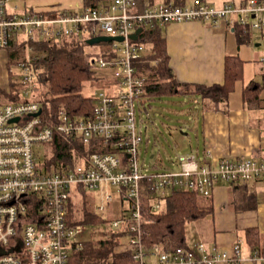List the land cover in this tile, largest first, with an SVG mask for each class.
Segmentation results:
<instances>
[{"label": "built area", "instance_id": "built-area-1", "mask_svg": "<svg viewBox=\"0 0 264 264\" xmlns=\"http://www.w3.org/2000/svg\"><path fill=\"white\" fill-rule=\"evenodd\" d=\"M7 1L0 0V50L6 51L11 42L25 43L26 54L15 64L12 76L16 80L7 69L5 85H0L9 92L11 82L16 81L19 92L17 98H0V264H67L71 252L89 239L84 235L96 232L92 223L69 220V202L74 193L81 195V190L106 186L115 187L120 202L128 203L118 218L107 223L111 231L126 232L115 250L132 251L136 264H241L244 239L240 237L229 249H208L202 242L174 250L162 243L149 248L144 245L143 189L148 191L147 211L154 213L162 209L163 197L173 189L195 190L206 196L220 183L264 180V160L224 156L210 164L194 153L179 154L175 160L169 159L167 169L149 171L138 160L142 137L135 112L139 105L144 107L143 94L150 82L137 75L135 63L148 52L147 44L140 40L145 25L187 21L212 27L237 24L243 33L259 32L264 44V0L220 5L205 0H192L187 5L109 0L106 5L50 10H18L9 8ZM47 11L56 14L48 15ZM138 27L141 31L134 40L130 34ZM100 35L122 37L105 41L110 44L108 50L92 53L93 70L97 76L113 80L112 86L94 93L89 114L73 116L64 108L55 115L46 113L33 94L37 83L30 42L87 40ZM258 61L264 72V55ZM56 133L84 145L97 139L113 151H92L72 166L44 170L36 148L47 145ZM113 193H103V201L110 202ZM103 209L104 205H99L98 210ZM249 260L264 264V247L257 244Z\"/></svg>", "mask_w": 264, "mask_h": 264}, {"label": "trees", "instance_id": "trees-1", "mask_svg": "<svg viewBox=\"0 0 264 264\" xmlns=\"http://www.w3.org/2000/svg\"><path fill=\"white\" fill-rule=\"evenodd\" d=\"M109 0H83L84 6L106 5ZM144 1V0H139ZM172 1L175 4H183L184 0H162ZM46 14L54 15L56 11H47ZM238 43H244L246 36L237 24L233 27ZM140 40L149 45L150 52L136 65L138 76L146 77L149 84L144 90V100L157 99L179 95L184 97L198 96L203 100V107L213 108L227 101L229 94L234 90L239 81L244 79V59L238 55H227L224 59V78L221 83L210 85L202 83L179 82L175 79L169 65V56L166 51L165 39L159 25L144 26ZM87 40L78 38L57 41H34L30 42L32 47V67L36 73V87L34 98L40 102L46 113L56 114L59 109H66L71 115H86L92 111V98L83 94L82 90L86 83L102 79L93 70L91 52H86L84 47ZM25 43L11 42L7 46V64H17L25 59L23 53ZM258 61V60H257ZM13 74L11 73L10 77ZM15 80L16 78L12 76ZM9 92L0 88V98H17L19 96L16 81L11 82ZM20 86V85H19ZM259 83L251 79L244 87L246 103L259 105L260 90ZM49 155H44L40 164L44 170H57L72 166L92 151H113L109 144L100 140L91 139L84 145L79 140L63 137L56 133L54 139L46 145ZM143 184L145 181L142 182ZM238 192L235 209H251L254 207V196L244 183L230 184ZM81 195L86 192L81 190ZM148 191L143 189L141 224L142 241L146 247L155 243H162L168 250L177 247H189L186 245V224L208 215L213 214V204L210 195H200L190 190H171L163 197L162 209L158 212L148 213L149 203ZM75 196V193L73 194ZM75 200L69 202L68 216L72 223H92L99 226L107 220L96 214L92 208L86 205L80 206L81 213L75 209ZM96 233V232H94ZM126 237L125 230H109L105 228L97 234H93L82 243L79 249H74L67 264H136L133 253L130 250L117 251L115 248L123 242ZM244 240L246 246L252 251L256 246V231L254 228L244 229Z\"/></svg>", "mask_w": 264, "mask_h": 264}, {"label": "crops", "instance_id": "crops-1", "mask_svg": "<svg viewBox=\"0 0 264 264\" xmlns=\"http://www.w3.org/2000/svg\"><path fill=\"white\" fill-rule=\"evenodd\" d=\"M162 1V0H151ZM190 1V2H188ZM192 0H184L185 5ZM220 5L225 1L240 3L242 0H205ZM8 7L24 10H50L56 8L74 9L83 5V0H9ZM165 39L169 65L179 82L210 85L221 83L224 78V59L227 55H238L244 59V79L239 81L224 103L216 110L205 109L203 100L194 99V136L201 140L200 161L214 164L224 156L240 158L253 156L264 160V72L259 57L264 55V44L260 33L253 31L246 36L244 43H238L232 27L221 24L212 27L198 21L171 22L158 24ZM147 54L150 52L147 45ZM251 79L260 87L259 105L246 103L244 87ZM189 97V98H190ZM186 98V97H184ZM188 98V97H187ZM195 121V122H194ZM188 154V153H186ZM248 190L254 196V207L235 209L238 192L230 184L215 185L211 199L213 214L186 224V245L194 247L198 242L205 246L231 248L238 238L244 239V229L254 228L256 245L264 247V180L248 183ZM241 264H255L249 260L251 251L245 240L242 247ZM219 264H227L220 262Z\"/></svg>", "mask_w": 264, "mask_h": 264}, {"label": "rangeland", "instance_id": "rangeland-1", "mask_svg": "<svg viewBox=\"0 0 264 264\" xmlns=\"http://www.w3.org/2000/svg\"><path fill=\"white\" fill-rule=\"evenodd\" d=\"M109 46L108 42L101 41L86 44L84 49L86 52L97 54L108 50ZM23 53L26 54L25 49ZM7 55V50H0V85H5L7 69H10L9 72L11 73L17 69L15 65L9 66L7 64ZM110 84L112 86L113 80L108 78L97 79L86 83L82 92L92 97L99 90L108 91ZM189 97L184 98V96L173 95L149 99L144 101V107L139 105L136 109V127L137 130H140L142 137V140L138 144V160L139 163H144V166L149 171L156 172L167 169L170 166L169 159L175 160L179 154L194 152L200 157L198 154L202 151V142L194 136L195 129L192 124L193 117H197V114L194 112L195 102L192 97ZM36 150H39L38 160H42L45 154H50L49 148L46 145H39ZM115 191V187L106 186L102 190H90L85 194L79 195L75 193V196H72L76 202L75 209L80 213V206L86 205V207L92 208L96 214L107 220L106 223L97 225L94 228L97 235L107 228V223L112 219L118 218L128 206L127 202H120V198L116 196ZM106 192H114L113 199L108 203L103 201V193ZM101 204L104 205V209L98 210ZM92 236L93 234L87 233L84 235V238Z\"/></svg>", "mask_w": 264, "mask_h": 264}, {"label": "water", "instance_id": "water-1", "mask_svg": "<svg viewBox=\"0 0 264 264\" xmlns=\"http://www.w3.org/2000/svg\"><path fill=\"white\" fill-rule=\"evenodd\" d=\"M141 31V27H138L136 30H135V32L134 33H131L130 34V37L132 38V39H137V34H138V32H140ZM114 39H116V40H121L122 39V37H120V36H108V35H100V36H95V37H92V38H90V39H87V41H86V43L87 44H93V43H98V42H101V41H103V42H105V41H110V40H114Z\"/></svg>", "mask_w": 264, "mask_h": 264}]
</instances>
